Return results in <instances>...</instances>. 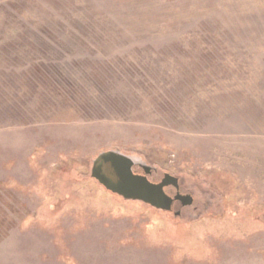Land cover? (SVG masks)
Here are the masks:
<instances>
[{
	"label": "rangeland",
	"instance_id": "374dc122",
	"mask_svg": "<svg viewBox=\"0 0 264 264\" xmlns=\"http://www.w3.org/2000/svg\"><path fill=\"white\" fill-rule=\"evenodd\" d=\"M108 150L194 203L106 191ZM0 264H264V0H0Z\"/></svg>",
	"mask_w": 264,
	"mask_h": 264
},
{
	"label": "water",
	"instance_id": "95a60500",
	"mask_svg": "<svg viewBox=\"0 0 264 264\" xmlns=\"http://www.w3.org/2000/svg\"><path fill=\"white\" fill-rule=\"evenodd\" d=\"M136 165L144 169V174L134 171ZM152 168L118 150H108L98 154L92 161L91 178L97 181L106 191L122 197L127 201L142 202L156 210L172 212L175 202L183 207L191 206L194 197L191 194H181L180 180L169 173L164 174L160 182L149 179ZM177 190L174 197L166 188ZM181 211L175 212V216Z\"/></svg>",
	"mask_w": 264,
	"mask_h": 264
},
{
	"label": "flooded vegetation",
	"instance_id": "af4514ba",
	"mask_svg": "<svg viewBox=\"0 0 264 264\" xmlns=\"http://www.w3.org/2000/svg\"><path fill=\"white\" fill-rule=\"evenodd\" d=\"M139 168H140L139 171L135 170V168H134V171H135L136 173H138V174H144V169H143L141 166H140ZM154 172H155V171L152 169L151 174L148 176L149 179H150L152 182H156V183H157V182H160V181L162 180V178L164 177V175L161 176V177H159V178H156L155 180H152V177H153ZM171 190L174 191V192H171ZM166 191H167V193H168L170 196H172V197H174V196L176 195V193H177V190H176L175 188H173V187H168V188H166ZM179 191H180L181 194H187V193H185V192H183V191L181 190V185H180V189H179ZM177 203H180V202H175L174 207H173V211H174V213L177 212V211H175V206H176ZM180 204H181V203H180Z\"/></svg>",
	"mask_w": 264,
	"mask_h": 264
},
{
	"label": "trees",
	"instance_id": "16d2710c",
	"mask_svg": "<svg viewBox=\"0 0 264 264\" xmlns=\"http://www.w3.org/2000/svg\"><path fill=\"white\" fill-rule=\"evenodd\" d=\"M92 179V178H91ZM94 180V179H93ZM95 181V180H94Z\"/></svg>",
	"mask_w": 264,
	"mask_h": 264
}]
</instances>
